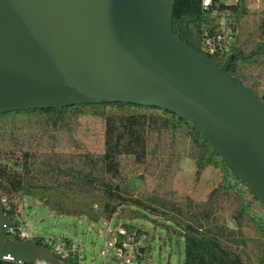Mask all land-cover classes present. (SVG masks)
<instances>
[{
  "label": "trees",
  "instance_id": "1",
  "mask_svg": "<svg viewBox=\"0 0 264 264\" xmlns=\"http://www.w3.org/2000/svg\"><path fill=\"white\" fill-rule=\"evenodd\" d=\"M202 2L174 0V30L217 65L232 54L229 72L264 100V10L249 21L241 0L234 7L236 39L230 51L210 54L203 46L204 29L216 26L218 18L204 11ZM83 114L103 120L102 151L86 150L81 142L82 149H74ZM184 157L194 162L197 176L208 166L220 169L221 181L204 200L166 190ZM139 169L150 170L157 182L151 190L137 192L131 186L129 175ZM3 195L17 212L18 201L29 196L58 215L84 217L91 224L117 213V220L148 217L170 238L184 240L183 264H254L250 250L264 264V205L203 134L175 113L154 106L102 102L0 114V201ZM34 239L48 246L44 238ZM61 262L78 264V259Z\"/></svg>",
  "mask_w": 264,
  "mask_h": 264
},
{
  "label": "water",
  "instance_id": "2",
  "mask_svg": "<svg viewBox=\"0 0 264 264\" xmlns=\"http://www.w3.org/2000/svg\"><path fill=\"white\" fill-rule=\"evenodd\" d=\"M174 0H0V114L123 102L175 113L264 205V100L173 28ZM0 202V258L62 264L13 239ZM170 264V257H168Z\"/></svg>",
  "mask_w": 264,
  "mask_h": 264
},
{
  "label": "rangeland",
  "instance_id": "3",
  "mask_svg": "<svg viewBox=\"0 0 264 264\" xmlns=\"http://www.w3.org/2000/svg\"><path fill=\"white\" fill-rule=\"evenodd\" d=\"M248 10L249 21H253L264 10V0H244ZM75 128L76 150H81L79 145L86 150L102 151L104 140V122L100 117L92 116L91 114H83ZM176 173L172 179V188L166 189L168 193L189 195L196 200H204L209 192L215 188L222 179V174L219 168L208 166L200 175H196V167L194 162L184 157L177 166ZM129 182L133 189L137 192L144 189L151 190L157 182L152 177L149 171L139 169L134 174L129 175ZM162 192L165 190L162 189ZM19 220L25 221L31 225L36 234L53 235L56 237L72 238L77 243L85 246L88 258L91 252L94 251L96 261L94 264L100 263V246L104 241V234L101 230V223H90L84 217H76L72 215H58L48 207L44 206L40 201L24 196L18 201ZM230 212L227 213V216ZM118 213L112 218L117 223L127 222L142 229L146 232L148 239L147 244L150 250L151 260L147 264H183L184 259V240L176 237L170 238L166 229H162L159 224L151 221L150 218L118 219ZM160 220V217H159ZM232 226H235L230 222ZM251 262L258 264V259L254 257L251 250L249 252Z\"/></svg>",
  "mask_w": 264,
  "mask_h": 264
},
{
  "label": "built area",
  "instance_id": "4",
  "mask_svg": "<svg viewBox=\"0 0 264 264\" xmlns=\"http://www.w3.org/2000/svg\"><path fill=\"white\" fill-rule=\"evenodd\" d=\"M241 0H203V10L211 13L218 18V24L214 27L204 29L203 46L206 52L210 54H225L230 51L236 37L234 27V7ZM2 205L9 215L19 220V212L16 211L13 204L6 195L1 196ZM21 221V220H19ZM101 230L104 234V241L100 246L101 264H147L150 258V250L147 244L148 236L145 231H130L124 222L117 223L115 220H102ZM5 233L17 235L24 239H33L36 237L44 238L47 247L61 260L71 256H76L78 264H94L96 255L91 252L90 257L86 252L85 246L77 243L72 238L56 237L53 235L36 234L31 225L20 222L19 225L5 226ZM3 261H16L10 255L0 258ZM20 262V261H19ZM32 264H52L46 260H37Z\"/></svg>",
  "mask_w": 264,
  "mask_h": 264
}]
</instances>
